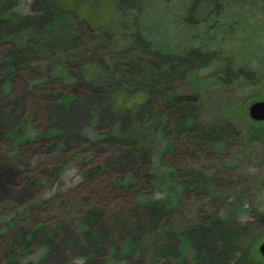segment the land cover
<instances>
[{"label":"rangeland","instance_id":"1","mask_svg":"<svg viewBox=\"0 0 264 264\" xmlns=\"http://www.w3.org/2000/svg\"><path fill=\"white\" fill-rule=\"evenodd\" d=\"M130 1L0 0V264H264V122L247 116L264 100L260 9L244 0L223 19L256 85L216 84V63L171 82L134 50L107 58L127 105L50 78L56 56L72 68L103 57L86 27ZM146 3L152 32L183 43L186 1ZM139 103L156 127L150 182L130 149Z\"/></svg>","mask_w":264,"mask_h":264},{"label":"trees","instance_id":"2","mask_svg":"<svg viewBox=\"0 0 264 264\" xmlns=\"http://www.w3.org/2000/svg\"><path fill=\"white\" fill-rule=\"evenodd\" d=\"M185 1V13L178 19L183 43L172 46L164 38L161 39L152 32L145 16L147 0L130 1L118 6L115 11L116 19L107 21L105 26L94 29L86 24L88 31L98 32L102 36L105 45L103 57L93 60L90 64L81 62L78 67L72 68L65 57L56 56L49 68L50 78L62 85H67L69 82L82 85L86 90L96 86L101 87L107 92L111 101L123 98L124 104L127 105V92L116 82V74L110 68L107 58L113 52L125 54L134 50L152 58L171 82L186 81L191 85L195 80V72L211 63L217 65L212 80L220 86L256 85L257 82H261L257 73H254L247 64L236 60L234 45L231 47L222 41L227 26L223 19L227 11L232 4L234 6L235 3H242L244 0ZM252 3L255 8L260 9L261 20L264 23V0H252ZM235 25L233 20V28L229 32L231 41L237 30ZM230 28L231 26L229 30ZM116 40L118 42L122 40L123 43L119 44ZM27 67L30 65L27 64ZM146 105L133 104L127 112L133 117L134 123L130 132L134 137L130 141V149L139 157L144 179L150 182L149 175L154 153V144L150 138L155 135L156 127L147 124L148 106ZM97 173L98 170L94 169L85 172L84 175L86 179H91ZM57 208L62 211L67 209L60 202L57 203Z\"/></svg>","mask_w":264,"mask_h":264},{"label":"water","instance_id":"3","mask_svg":"<svg viewBox=\"0 0 264 264\" xmlns=\"http://www.w3.org/2000/svg\"><path fill=\"white\" fill-rule=\"evenodd\" d=\"M247 116L252 122H264V100L255 101L250 104L247 107ZM258 252L264 259V243L259 246Z\"/></svg>","mask_w":264,"mask_h":264}]
</instances>
